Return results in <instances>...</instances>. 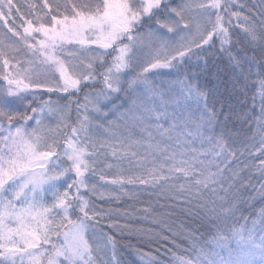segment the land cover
Listing matches in <instances>:
<instances>
[{"label":"snow or ice","instance_id":"obj_1","mask_svg":"<svg viewBox=\"0 0 264 264\" xmlns=\"http://www.w3.org/2000/svg\"><path fill=\"white\" fill-rule=\"evenodd\" d=\"M128 250L264 264V0H0V264Z\"/></svg>","mask_w":264,"mask_h":264},{"label":"trees","instance_id":"obj_2","mask_svg":"<svg viewBox=\"0 0 264 264\" xmlns=\"http://www.w3.org/2000/svg\"><path fill=\"white\" fill-rule=\"evenodd\" d=\"M221 67H223V63H221ZM190 72H195V73H200V67H192L189 69ZM212 71H214V69H212ZM199 78V77H198ZM249 100H248V104L250 105L251 104V95H252V92H249ZM243 99V97H241V100ZM98 204L102 203L100 201H97ZM106 206V205H105ZM248 213L246 212L245 215H247ZM125 259L129 262V264H131V262L133 260H136L137 257L135 256V253L132 252L131 250H128L126 253H125Z\"/></svg>","mask_w":264,"mask_h":264},{"label":"rangeland","instance_id":"obj_3","mask_svg":"<svg viewBox=\"0 0 264 264\" xmlns=\"http://www.w3.org/2000/svg\"><path fill=\"white\" fill-rule=\"evenodd\" d=\"M196 65H195V62H193V67H195ZM197 67V66H196Z\"/></svg>","mask_w":264,"mask_h":264}]
</instances>
